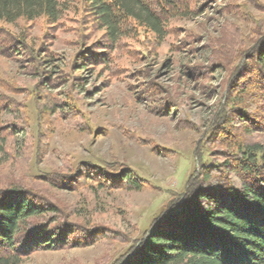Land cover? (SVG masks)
Returning a JSON list of instances; mask_svg holds the SVG:
<instances>
[{
  "label": "rangeland",
  "instance_id": "374dc122",
  "mask_svg": "<svg viewBox=\"0 0 264 264\" xmlns=\"http://www.w3.org/2000/svg\"><path fill=\"white\" fill-rule=\"evenodd\" d=\"M59 1L57 23L20 19L0 33L9 48L0 50V99L13 105L0 118L21 127L0 153V186L35 185L66 212V225L98 234L23 264H116L184 191L229 77L264 36V0H198L199 13L171 18L163 38L135 26L106 63L91 53L106 31L93 26L86 0ZM86 161L119 176L81 188L40 177L74 174ZM127 170L140 189L121 178Z\"/></svg>",
  "mask_w": 264,
  "mask_h": 264
},
{
  "label": "trees",
  "instance_id": "16d2710c",
  "mask_svg": "<svg viewBox=\"0 0 264 264\" xmlns=\"http://www.w3.org/2000/svg\"><path fill=\"white\" fill-rule=\"evenodd\" d=\"M197 2L86 0L93 26L106 31L104 44L99 43L103 48L91 52L95 61L111 59L107 52L137 31L135 26L163 38L171 18L199 13ZM62 9L59 0H0V33L3 24L20 19L44 16L55 24ZM4 46L0 50L6 53L9 48L5 51ZM99 49L106 52L101 54ZM247 50L241 46L238 53ZM248 54L227 81L226 101L199 143L198 164L184 191L166 202L138 247L128 249L116 264H264V36ZM50 81L51 76L45 83ZM10 106V101L0 99V117ZM70 110L75 115L78 107L71 104ZM20 128L2 124L0 118V153H5L8 140ZM73 173L40 177L79 188L94 180L102 187L109 183L105 176L112 180L120 170L86 161ZM135 176L127 170L121 178L130 188L140 189L143 182ZM35 187L18 182L0 186V264H23L32 252L59 249L98 235L66 225V212Z\"/></svg>",
  "mask_w": 264,
  "mask_h": 264
}]
</instances>
